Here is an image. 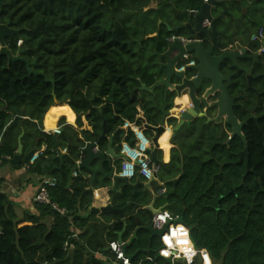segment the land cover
<instances>
[{
  "label": "trees",
  "instance_id": "trees-1",
  "mask_svg": "<svg viewBox=\"0 0 264 264\" xmlns=\"http://www.w3.org/2000/svg\"><path fill=\"white\" fill-rule=\"evenodd\" d=\"M165 1L158 0L154 9L149 7L152 0H0V23L19 32L12 40L5 38L6 44L13 54L21 49V57L37 73L26 76L23 62L8 63L0 55V160L8 162L3 157L15 155L23 132L22 155L46 145L38 158L26 164V173L56 180V185L48 188L50 203L35 202L36 213L24 211L21 218L14 203L0 191V264H120L108 251L109 242L117 240L122 229L121 238L127 241L137 226L136 218L143 216L140 218L147 221L151 217L135 205H147L150 195L148 199L145 194L136 196L129 186H122L118 193L110 191V204L119 209L126 206L125 210L90 212L88 179L72 174L81 170L76 161L82 159L85 144L80 135L82 117L88 126L82 130L87 141L96 142L105 124V134H113L116 151L122 141L132 142L131 130L123 124H138L139 112L147 125H159L163 87L148 91L141 85L149 87L160 77L155 53L166 49L170 36L194 38L186 29L167 28L184 23L189 11L199 10L203 3L174 0L175 7H169ZM246 1L249 7L264 4V0H223L226 11L221 6L214 9L221 16L216 30L221 33L222 47L236 36L238 44H245L234 30L242 31L250 19L243 13L244 24L235 28L233 10L242 9ZM133 17L140 21L132 23ZM144 46L150 51L145 64ZM219 70L225 75L232 73L229 94L243 96L235 100L233 108L238 120L260 116L242 127L247 159L241 153L244 144L240 137L234 136L226 144L227 124L198 117L182 125L169 161L159 163L167 179L162 208L175 218L183 216L192 244L205 249L212 264H264V78L257 77L248 87L244 74L232 69L229 61ZM253 70L263 71L264 59ZM174 97L175 93L167 92V108ZM63 103L75 113L76 127L61 117V133L55 135L53 147L54 134L43 131L42 120L45 115V126L52 128L56 121L52 113L58 109L72 120L67 106L51 107ZM169 119L172 123L167 124H176L175 118ZM146 131L152 134L150 129ZM105 143L102 139L99 148L104 149ZM64 147L67 152L61 153ZM137 248L153 252L144 230L138 231L126 252L132 254ZM143 253L130 264H184L156 256L143 259ZM192 264L201 262L197 258Z\"/></svg>",
  "mask_w": 264,
  "mask_h": 264
},
{
  "label": "water",
  "instance_id": "water-1",
  "mask_svg": "<svg viewBox=\"0 0 264 264\" xmlns=\"http://www.w3.org/2000/svg\"><path fill=\"white\" fill-rule=\"evenodd\" d=\"M221 6L223 11H226L224 8L223 0H207L203 2L200 6L198 12L194 15H190L187 18L185 23L178 25L177 27L170 28L168 30L177 31L179 29H186L191 35L194 36V39L186 44H182L178 39H175L173 42H167L166 49L163 52L155 53L158 59L159 69L161 70V76L156 78L154 83L146 87L145 85H141V89H145L148 91H153L157 86L163 87V101L164 105L160 107V111L162 112V118L157 126H150L146 124V128L150 129L154 132V136L152 138V142L154 147L151 151V158L155 162L158 163L156 159V153L158 150V137L161 133L167 128L166 120H167V112L165 111V99L167 96V92L174 91L177 96L182 94H186L188 97L189 106L186 107L181 113L179 114L178 120L176 124L170 129L171 130V137L170 143H173V138L175 137L177 131L181 128L184 124H189L193 119L204 116V112L202 111V106L204 107H213L216 109V116L212 119H207L208 121L217 122L221 125L224 123L230 127L229 137L226 141V144L234 137L238 136L243 141L244 147L241 153L245 154L247 159V144L244 135L242 134V127L243 125L250 119L257 121L260 116L250 115L246 119L239 121L238 118L235 116L233 108L236 104V99L243 98L242 95H237L235 97L231 96L227 90V85L231 82L232 75H222L219 66L220 63L223 61H229L233 67L238 70H242L247 77L248 83L252 80V76L249 74L250 68H242L238 64L237 60L241 58V51L244 52L245 48H241L240 50L232 49L231 46H227L222 49L221 53L216 56L212 55V50H207L202 41L199 39L202 36V24L205 20L209 22V29L212 35L217 36V40L220 46H223V43L218 35V31L216 30V22L221 20V16H213L212 14H216L214 10L216 7ZM213 12V13H212ZM194 20V26H191V21ZM160 22V21H159ZM18 30L11 28L8 24L0 23V55H4L9 62L20 61L25 64L27 74L26 76L30 75H37L34 69L29 65V62L21 57V49H18L16 54H13L9 49L8 45L5 42V38L12 40L13 36H18ZM188 54L189 56H194L197 60L196 65H188L185 66L183 70H177V66L180 62L185 60V55ZM40 75H43L40 73ZM47 82H53L51 79H46ZM203 90L201 95H198ZM208 97H215V100L208 102ZM23 132H21L18 136V146L15 155L9 160L11 164H19L23 162L27 164L28 161L31 159L35 149H32L28 153H26L22 157V144H21V137ZM80 135L84 140L85 144L82 148V159L78 164L80 169H84L88 171L91 175V181L95 179V176L100 173L102 178H109L112 180V188H116L117 182H122L123 185L129 186L134 190L136 193L137 186H143L145 189L149 190L152 194H154L153 189L151 188L152 182H157L158 179L156 176H153L147 182H136L135 184H131L127 178L120 177L114 174L115 168H113V162L115 160H120L123 158V155L120 153H116L112 148L113 144V136L108 138V144L104 151L102 150H95L99 144L101 143L102 139H106L105 134V124H103V131L100 137L97 139L96 142H89L84 137L82 130H80ZM55 145V135L53 137V147ZM241 153H238V156H241ZM98 160L99 166L96 168H92L91 164L93 161ZM108 164L111 165V169L106 171L104 169V165ZM233 165L236 162L232 163ZM157 195H153V200L151 203L140 206L138 203H135L137 208H142L146 210L151 217L155 214L159 213L161 208H154L153 204ZM126 206L122 209L115 208L111 204L106 206L100 207V211H115V210H125ZM96 208H92L91 211H95ZM174 223H183V216H179L173 220ZM137 226L134 229L130 238L124 242L121 238L122 231L118 233L117 241L121 244L122 249L125 253V256L132 260L140 251L148 252L150 251L149 248L141 250L137 248L134 253L128 254L126 249L128 246L132 244L134 240L137 239V233L139 230H144L149 233V239L153 237H160L162 233L167 229V225L169 222L163 224L160 228L154 227V223L152 220L145 221L140 217L136 218ZM156 254V257H159L157 253V249L153 250ZM162 258V257H161ZM168 263L171 262V258H162ZM121 264V262H119Z\"/></svg>",
  "mask_w": 264,
  "mask_h": 264
},
{
  "label": "built area",
  "instance_id": "built-area-1",
  "mask_svg": "<svg viewBox=\"0 0 264 264\" xmlns=\"http://www.w3.org/2000/svg\"><path fill=\"white\" fill-rule=\"evenodd\" d=\"M206 1L207 0H203V2H206ZM190 12L192 14H196L198 10L192 9L190 10ZM203 25L208 26L209 22L205 20L203 22ZM175 39H178L182 44H186L193 40L192 38H187L182 35H177V36L172 35L167 39V41L173 42ZM251 41L259 44L258 52L260 54H264V29L263 27H258V29L252 34ZM20 44H21V40H18V45ZM190 58L191 56L186 54L185 60L179 63V65L177 66V70H183L185 66L193 64V61ZM140 119L141 121L138 124L136 122H129V121H125L123 124V128L131 130L132 142L131 143L128 141L121 142L120 148L117 153L122 154L123 158L120 159L119 168L115 169L114 174L120 177H123V178H127L128 180H131L135 176L138 175L142 178L143 182H147L153 176H156V173L159 171L160 166H159V163L155 162L151 158V151L154 147V144L152 142L153 137H149L144 133V131L147 129L146 128L147 123L142 118V116L140 117ZM44 131L47 133L58 135L61 133V127L60 125H57L53 127L52 129H46ZM45 149H46L45 144H42L40 148H36L31 157V161L38 158L39 155H41L45 151ZM97 149L98 147L95 150ZM60 152L66 153L67 152L66 147L60 149ZM3 159L10 160L11 158L9 156H4ZM1 161L2 160H0V162ZM80 161L81 159L76 161L77 166L80 163ZM77 175H78V171H74L73 176H77ZM55 185H56V180L54 178L42 177L39 182L38 192L33 198L34 202L41 203V204L50 203L49 197H48V188L54 187ZM163 193H165L164 187L158 191V195H161ZM96 195H97V192L95 191L94 196ZM53 207L55 206L53 205ZM165 212L169 214L168 217L164 221H160L158 217L163 215ZM174 219L175 217L172 215V213L169 210L163 209V208H161L159 213L155 214L152 217L154 227L156 228H160L163 224H165L166 222H169L167 225V229L159 237L160 246L157 249V253L162 258H171L172 262L181 261L184 264H188V261L185 258L184 253L180 251V248L181 247H191L192 250L196 252V255L192 258V263L195 261V259L198 258L201 264H204L201 253L204 252V253H207L208 255L209 253L205 249H199V250L196 249L190 240L189 231L187 227L183 223H174L173 222ZM179 226H183V228L187 230L188 236L186 237V239H188L190 243L187 246H176L173 249H168L167 245L163 243L162 238L164 235H170L171 231ZM113 242L117 244L118 250L112 249L111 244ZM173 244L175 245V239H173ZM162 250H168L170 252V255L168 257H164L163 255H161ZM108 251L113 253L115 255V260L121 262V264H130L131 260H129L125 256L122 246L120 243H118V241L114 240V241L109 242ZM121 253H122V256L120 255ZM99 255L103 256L102 254H99Z\"/></svg>",
  "mask_w": 264,
  "mask_h": 264
},
{
  "label": "crops",
  "instance_id": "crops-1",
  "mask_svg": "<svg viewBox=\"0 0 264 264\" xmlns=\"http://www.w3.org/2000/svg\"><path fill=\"white\" fill-rule=\"evenodd\" d=\"M165 2H166L165 6L167 4H171V6H169V7H175L174 6V4H175L174 0H166ZM149 7L154 8V9L158 8V0H152V2L150 3ZM171 18L174 19L175 17L172 16ZM161 21H162L161 19H158V24H160ZM165 24H166V22H165ZM236 44H238L237 36L234 37V41L231 44H228V45L231 46V45H236ZM157 61H158V59H157ZM180 96H176L175 95L173 109L174 108L178 109L180 107L182 108L183 106L184 107L188 106V103L186 105H182V104L176 105L175 99L177 97H180ZM59 106H67L69 108V110L71 111V113L73 114V117H72V120H69L68 117L65 114H59L57 116V118H56L55 125L53 127L58 125V121H59V119L61 117H63L65 119V123L70 124L73 127H76V125H75L76 115L73 112V110L70 108V106L68 104H66V103H63V104H56V105L51 106V107H59ZM173 109H172V111H173ZM176 113H177V111H176ZM141 116H142V113L139 112L138 115L136 116V118L140 119ZM44 118H45V115H44L43 120H42V129H43V131L48 129L45 126ZM176 120H178V119H176ZM82 122H83V124H82L81 129L82 130L88 129V126H87V123H86V120H85L84 117H82ZM52 128H49V129H52ZM144 133L147 136H149V137H153V135H154V132L152 130H151L152 134H149L146 130L144 131ZM110 136H113V134L110 135ZM110 136L106 135V139H105L106 143H105L104 149H100L99 146H98L97 150L104 151L106 149V146L108 144V138ZM170 137H171V132H170V135H169V138H168L169 142H170ZM157 141H158V139H157ZM170 145H171V147L169 148L168 156H167V159H166L163 148L160 147L159 144H158V150H157V153H156V159L158 160V163L169 161L171 149L174 148L175 144H171L170 143ZM17 146H18V143H17ZM38 148H40V147H38ZM112 148L114 149V151L116 153L118 152V151H116V149H115L113 144H112ZM33 149H35V148H33ZM16 151H17V148H16ZM16 151H15V153H16ZM158 152H160V157H158V155H157ZM22 153H23V148H22ZM23 156L24 155H22V157ZM28 162H31V159ZM19 164H21V163H19ZM12 165H15V164H11L9 161L8 162H5V161H3V162L1 161L0 162V191H2L5 194H7L8 198L14 203L15 211L17 213L18 218H21L24 211H30L31 213H36V210L34 209V203L35 202H34L33 198L36 195V193L38 192L39 182H40L41 178L42 177H49V176H41V175L26 173V170H25L26 164H24V163L22 164L23 166L17 167V168H14ZM113 165H114V162H113ZM98 166H99V161L98 160L93 161L92 164H91L92 168H96ZM110 168H111V165H108V164L104 165V169L106 171H109ZM78 175L82 176L85 179H88V183H89L88 184V188H90L92 190V201H91V204L89 206L90 207V212H98V213L102 212V211L99 210V208L110 204V201H111V199H110L111 198L110 191L113 190V191L118 193L121 190L122 186H125V185H123L122 182L118 181L117 184H116V188L113 189L112 188V180L109 179V178L103 179L102 175L100 173H98L95 176V179L93 181H91L90 173L88 171L84 170V169H81L80 171H78ZM50 178H52V177H50ZM131 180H129V182L132 183V184H135L134 182H131ZM137 182H143V180L140 179V181L137 180ZM96 183H98L97 186L95 185ZM99 183H102V184H99ZM152 183H151V188L153 189L154 194H156L158 196V191L161 188H163V186L159 190H155V188L152 186ZM95 191L97 192L96 196H94V192ZM147 192L150 195L149 203H151V201L153 200V195L154 194L149 192V190H147ZM92 208H96V210L95 211H91ZM157 208L158 207H156V209ZM139 217L144 218L143 216H139ZM49 221H50V218H47L46 222L48 223ZM124 242H126V241H124ZM70 248H72V245H70Z\"/></svg>",
  "mask_w": 264,
  "mask_h": 264
},
{
  "label": "flooded vegetation",
  "instance_id": "flooded-vegetation-1",
  "mask_svg": "<svg viewBox=\"0 0 264 264\" xmlns=\"http://www.w3.org/2000/svg\"><path fill=\"white\" fill-rule=\"evenodd\" d=\"M260 5L261 6H258V4L257 5H255V6H250V7H248V9L245 11L246 13H247V15H252V18L251 19H255L256 17L258 18L259 17V19H260V17L261 16H264V11H262L259 7H264V4H262V3H260ZM222 8V7H221ZM225 8V7H224ZM222 11H223V8H222ZM217 12V11H216ZM224 12V11H223ZM213 13V12H212ZM190 15H194V14H192L190 11H189V15H188V17L190 16ZM214 17L215 16H218V14L216 13V14H212ZM249 18V17H248ZM252 21H254V20H252ZM191 26L193 27L194 26V20H192L191 21ZM209 26V25H208ZM208 26H205V25H203L202 24V36L199 38L201 41H202V43H203V45H204V47L207 49V50H212V55H216V56H218L220 53H221V51H222V49H224L225 47H227V46H229V45H227V46H225V47H222V46H220L219 45V43H218V40H217V36H214V35H212V33H211V31H210V29H209V27ZM261 27H263V26H261ZM263 29H264V27H263ZM219 34V36L221 35V33H220V31L218 32ZM252 36V35H251ZM220 39H221V36H220ZM222 40V39H221ZM224 42V41H223ZM241 48H245V51L244 52H242L241 51ZM232 49H237V50H240L241 51V55H243L241 58H239L238 60H237V62H238V64L240 65V67H242V68H250V72H249V74L253 77L252 78V80L250 81V84L248 83V80H247V77H246V74L242 71V70H238V69H236L235 67H233L232 66V64L230 63V66L232 67V69H235L236 71H240V72H242L243 74H244V76H245V78H246V83H247V85H248V87H250V85H251V82L254 80V79H256L257 77H259V76H261L262 78H264V70L263 71H260V72H258V73H255L254 72V70H253V68H254V66H255V64H257V63H259V62H261V61H263V59H264V54H260L259 52H258V47H256L255 45H253V43H252V41H251V38H250V40L248 41V43H246L245 42V44L244 45H240V44H236V45H232ZM190 59H192V61H193V64H191V65H196V63H197V60L195 59V57L194 56H191V58ZM224 62V61H223ZM222 62V63H223ZM222 63H220V65L222 64ZM219 69H220V66H219ZM222 74V73H221ZM232 75V73H229V74H227V75ZM222 75H225V74H222ZM171 93H175L174 91H170ZM203 93V90L200 92V93H198V95H201ZM175 95H176V93H175ZM177 96V95H176ZM237 96V95H236ZM233 97H235V96H233ZM213 100H215V97H208L207 98V101L208 102H211V101H213ZM175 103H176V105H178V104H182V105H186L187 103H188V106H189V102H188V97H187V95L186 94H183V95H181L180 97H177L176 99H175ZM173 104H174V98L172 99V106L171 107H169V108H167V104H166V99H165V111L167 112V119H169V118H175V119H178V117H179V114L181 113V111H183L184 109H186V107H188V106H183L182 108L180 107V108H174L173 109ZM163 105H164V101H163ZM162 105V106H163ZM161 106V107H162ZM172 109H173V111H172ZM59 110V109H58ZM159 110H160V107H159ZM60 111V110H59ZM176 111H177V113H176ZM202 111L204 112V116H202V117H205L206 118V121H207V119H212V118H214L215 116H216V109L215 108H213V107H204V106H202ZM162 113V112H161ZM176 122H177V120H176ZM174 126V125H173ZM172 126V127H173ZM230 133V132H229ZM169 135H170V129L167 127L162 133H161V135L159 136V138H158V144H159V146L160 147H162L163 148V150H164V153H165V158L167 159V156H168V151H169V148H170V142L168 141V138H169ZM176 136V135H175ZM175 137L173 138V143L175 144ZM175 147V146H174ZM149 214V213H148ZM149 217V216H148ZM150 220H152V217H149V220L148 221H150ZM148 237H149V233H148Z\"/></svg>",
  "mask_w": 264,
  "mask_h": 264
},
{
  "label": "rangeland",
  "instance_id": "rangeland-1",
  "mask_svg": "<svg viewBox=\"0 0 264 264\" xmlns=\"http://www.w3.org/2000/svg\"><path fill=\"white\" fill-rule=\"evenodd\" d=\"M260 6V5H259ZM249 7V4L247 3V1H246V3L245 2H243V5H242V9H237V8H235L234 10H233V13H234V15H235V21L233 22V24L235 25V28L236 27H238L241 23L242 24H244L243 23V21H244V19L241 17L242 15H243V13L245 14V15H247V13L245 12L246 10H247V8ZM237 10H239V12L237 11ZM247 17H249V19H250V24H248V25H242V31L241 30H234V34H236V33H238V36H242L244 39V42H246V43H248V41L250 40V38H251V35L258 29V27L259 26H263L264 27V16H261L260 17V19H261V22L262 23H258L259 22V17L257 18H255V19H251L252 18V15H247ZM245 18H246V16H245ZM248 19V18H247ZM249 19H248V21H249ZM252 20H254V21H252ZM130 21L132 22V23H137V22H139L140 20L139 19H137V18H135V17H133V18H130ZM258 23V24H257ZM241 26V25H240ZM241 31V32H240ZM253 43V45H255L256 47H258L259 46V44H257L256 42H252ZM148 51H149V47H147L146 48V46H144V49H143V56H142V61H143V64H145L147 61L146 60H148L149 59V54L150 53H148ZM150 52V51H149ZM153 60V59H152ZM151 60V61H152ZM146 61V62H145ZM156 60L154 59V62H155ZM146 65H150V64H146ZM154 68H155V66H154ZM161 76V75H160ZM53 116H54V119H56L57 118V116L59 115V110H56V111H54L53 113ZM166 124L168 123V122H170V119H167L166 121ZM170 123H172V122H170ZM169 129H171L172 128V125H166ZM171 132V131H170ZM171 147V146H170ZM158 157H160V152H158ZM119 163H120V161L119 160H115L114 161V165H113V168H115V169H118L119 168ZM112 168V167H111ZM110 168V169H111ZM156 177H157V179L160 181V184L158 183V182H153L152 183V186L155 188V189H157V190H159L164 184H165V182H166V177H165V174H164V169H162L161 168V165H160V169H159V171L156 173ZM140 179L142 180V178L140 177V176H135L132 180H131V182H134V183H136L137 182V180L138 181H140ZM97 184L98 183H96L95 185L97 186ZM99 184H102V183H99ZM105 184V183H104ZM132 184V183H131ZM133 190V189H132ZM133 192H134V190H133ZM143 194H145L146 195V197L145 198H149V194L147 193V190L143 187V186H137V188H136V193H135V195L136 196H142ZM164 194H161V195H158V198H157V200H156V202H155V204H154V207H158V208H162V207H165V198H164ZM144 201V200H143ZM177 218V217H176ZM149 241H150V246H152V249L153 250H155V249H157L156 247L158 246V245H160V240H159V237H153L152 239H149ZM155 247V248H154ZM128 251H130V250H128ZM155 256H156V254L155 253H153V252H151V253H143V254H141V257L144 259V258H155ZM158 263H160V261H157ZM176 262H178V261H176Z\"/></svg>",
  "mask_w": 264,
  "mask_h": 264
},
{
  "label": "clouds",
  "instance_id": "clouds-1",
  "mask_svg": "<svg viewBox=\"0 0 264 264\" xmlns=\"http://www.w3.org/2000/svg\"><path fill=\"white\" fill-rule=\"evenodd\" d=\"M168 215L169 214L165 212L163 215L159 216L158 219L160 221H164L168 217ZM187 236H188L187 230L184 229L183 226H179L173 229L170 235H164L162 240L163 243L167 245L168 249H173L176 246L189 245L190 241L186 239ZM173 239H175V245L173 244ZM111 247L113 250H118L117 244L115 242L111 244ZM180 251L184 253V256L187 259L188 264H192V258L196 255V252L193 251L191 247H181ZM120 255L122 256V253ZM161 255H163L164 257H168L170 255V252L168 250H162ZM201 255L204 264H212L211 258L207 253L202 252Z\"/></svg>",
  "mask_w": 264,
  "mask_h": 264
},
{
  "label": "bare ground",
  "instance_id": "bare-ground-1",
  "mask_svg": "<svg viewBox=\"0 0 264 264\" xmlns=\"http://www.w3.org/2000/svg\"><path fill=\"white\" fill-rule=\"evenodd\" d=\"M181 238H183V237H181Z\"/></svg>",
  "mask_w": 264,
  "mask_h": 264
}]
</instances>
